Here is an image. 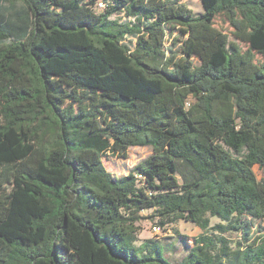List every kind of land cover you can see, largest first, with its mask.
<instances>
[{
  "label": "trees",
  "instance_id": "1",
  "mask_svg": "<svg viewBox=\"0 0 264 264\" xmlns=\"http://www.w3.org/2000/svg\"><path fill=\"white\" fill-rule=\"evenodd\" d=\"M201 1L0 0V264H264V0ZM144 210L203 230L180 263Z\"/></svg>",
  "mask_w": 264,
  "mask_h": 264
},
{
  "label": "rangeland",
  "instance_id": "2",
  "mask_svg": "<svg viewBox=\"0 0 264 264\" xmlns=\"http://www.w3.org/2000/svg\"><path fill=\"white\" fill-rule=\"evenodd\" d=\"M185 1L194 13L199 14L203 12V4L201 0H183ZM97 11H100L97 8ZM215 25L218 29L228 34L230 41L236 42L243 49L248 48V44L237 39L234 35V27L227 21L224 15H219L216 18ZM171 40L167 42V46H170ZM179 45L175 46L178 49ZM197 61V60H196ZM152 153L150 146H136L129 149L128 158L117 157L110 154L104 158V163L107 168L117 175L128 174L135 165L142 160L146 159ZM257 175L261 178L264 176V170L258 166L254 168ZM144 219L138 224L140 225V231L138 233V244L144 241L156 240L165 249H163L166 256L174 263H180L182 259L188 254L191 246L194 244V240L203 233V230L195 223L179 220L174 223H170L166 227V233L163 237L156 239L153 233V226L157 221V218L152 216L151 210H144L142 212ZM249 220V219H248ZM252 236H257L258 233H264V220L252 219ZM223 223L217 217H211V224ZM182 236L186 237V240L182 239ZM225 236L232 242L240 241V234L236 231L228 232ZM188 244H187V243Z\"/></svg>",
  "mask_w": 264,
  "mask_h": 264
},
{
  "label": "built area",
  "instance_id": "3",
  "mask_svg": "<svg viewBox=\"0 0 264 264\" xmlns=\"http://www.w3.org/2000/svg\"><path fill=\"white\" fill-rule=\"evenodd\" d=\"M100 5L103 6L104 4L100 3ZM152 230H153L154 235H156V236H161V235L165 234L163 228L158 224H154Z\"/></svg>",
  "mask_w": 264,
  "mask_h": 264
}]
</instances>
